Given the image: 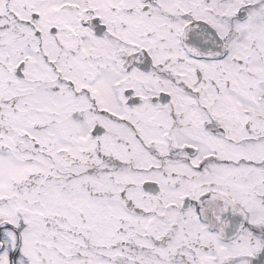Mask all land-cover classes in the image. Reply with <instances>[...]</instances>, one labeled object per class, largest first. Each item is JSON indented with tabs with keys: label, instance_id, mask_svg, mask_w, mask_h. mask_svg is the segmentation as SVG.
<instances>
[{
	"label": "snow or ice",
	"instance_id": "obj_1",
	"mask_svg": "<svg viewBox=\"0 0 264 264\" xmlns=\"http://www.w3.org/2000/svg\"><path fill=\"white\" fill-rule=\"evenodd\" d=\"M0 264H264V0H0Z\"/></svg>",
	"mask_w": 264,
	"mask_h": 264
}]
</instances>
